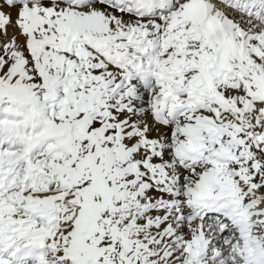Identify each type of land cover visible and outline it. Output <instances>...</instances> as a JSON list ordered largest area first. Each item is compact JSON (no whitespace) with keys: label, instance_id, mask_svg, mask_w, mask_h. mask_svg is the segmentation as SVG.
I'll return each mask as SVG.
<instances>
[{"label":"snow or ice","instance_id":"obj_1","mask_svg":"<svg viewBox=\"0 0 264 264\" xmlns=\"http://www.w3.org/2000/svg\"><path fill=\"white\" fill-rule=\"evenodd\" d=\"M0 264H264V0H0Z\"/></svg>","mask_w":264,"mask_h":264}]
</instances>
